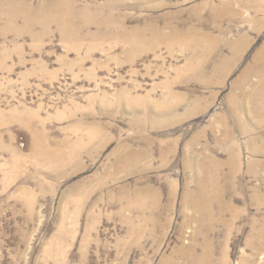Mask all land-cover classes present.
<instances>
[{"label": "rangeland", "instance_id": "obj_1", "mask_svg": "<svg viewBox=\"0 0 264 264\" xmlns=\"http://www.w3.org/2000/svg\"><path fill=\"white\" fill-rule=\"evenodd\" d=\"M66 1L0 2V264H264V0Z\"/></svg>", "mask_w": 264, "mask_h": 264}, {"label": "bare ground", "instance_id": "obj_2", "mask_svg": "<svg viewBox=\"0 0 264 264\" xmlns=\"http://www.w3.org/2000/svg\"><path fill=\"white\" fill-rule=\"evenodd\" d=\"M19 1V0H0L1 3H4L6 5H8L9 7V10L7 11V14L9 13V16L10 18L13 19L12 15H18V14H21V15H24L26 16V13L28 12V8L26 9H21L19 8L18 6H16V2ZM2 7V6H0ZM71 5H70V1L67 0L64 4H63V8L61 9L60 8V3L59 2H55L53 5L49 6V7H45L41 9V11H44V12H47L44 14V17H48V18H51L53 20H60V21H63V20H68V19H71V18H75L76 16V13L72 11V8H70ZM0 14H4L5 15V10H2L0 11ZM82 16L85 18H92V15L87 14V13H83ZM15 18V17H14ZM101 18V17H100Z\"/></svg>", "mask_w": 264, "mask_h": 264}]
</instances>
